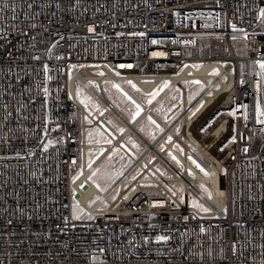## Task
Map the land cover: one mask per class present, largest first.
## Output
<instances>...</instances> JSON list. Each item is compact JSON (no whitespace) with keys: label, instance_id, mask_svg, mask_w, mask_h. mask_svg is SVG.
Masks as SVG:
<instances>
[{"label":"built area","instance_id":"built-area-1","mask_svg":"<svg viewBox=\"0 0 264 264\" xmlns=\"http://www.w3.org/2000/svg\"><path fill=\"white\" fill-rule=\"evenodd\" d=\"M262 11L264 0H0V264H264ZM117 76L143 93L152 89L134 76L163 85L151 103L135 101L134 120L103 88H119ZM206 89L217 103L193 121ZM172 92L182 106L164 120L156 108ZM210 115L226 122L207 157L193 138ZM148 117L157 129L144 133ZM89 125L111 143H87ZM90 147L102 148L91 167ZM117 153L121 169L100 191L89 176Z\"/></svg>","mask_w":264,"mask_h":264},{"label":"rangeland","instance_id":"rangeland-1","mask_svg":"<svg viewBox=\"0 0 264 264\" xmlns=\"http://www.w3.org/2000/svg\"><path fill=\"white\" fill-rule=\"evenodd\" d=\"M127 85L145 102H148L151 100L162 88L163 85L159 86L155 90L149 93H143L141 91H137V88H133L132 84L126 82ZM115 85L111 81H105L103 83V88L104 90L114 96L117 101L119 102L120 105H117L121 111H124L121 108V105L128 109L131 112V116H129V119H132L133 114L135 112V104H133V101L129 99V97L120 89L117 87H113ZM185 86H195L194 83H191L190 81L184 82ZM153 93H156L154 96L152 95ZM75 95L76 98L81 102L84 101V105H88L93 109H97L100 106V103L93 97V95L86 90L84 87H82L80 84H77L75 87ZM82 103V102H81ZM182 104V98L181 94L179 92H172L170 93L162 102V104L156 108V112L164 119L167 120V117H171L176 112H178L181 108ZM166 108L164 112H161L160 109ZM106 120L110 125H112L118 132H121L120 129H123V126L112 116L106 117ZM152 121V120H151ZM139 129L142 132L146 133H151L153 130L157 129V126L155 123H151L149 121V117L145 118L139 125ZM89 133H91V136H89ZM107 135L98 127L95 125H89L86 128V141L87 143L91 144H104L106 141H108ZM91 140V142H89ZM127 141L134 146L136 149L140 150L142 146L140 143L137 141L134 136H129L127 138ZM102 148L95 147V148H88L87 149V161L90 163L93 161L98 154L101 152ZM120 154H114L110 156L103 164H101L90 176L89 180L100 190L103 191L110 183L111 181L115 178L117 175L118 171L121 169L122 164L118 162ZM190 162L192 165H194L197 169L201 171L200 168L197 167V165L190 159ZM159 169H161V172H163V168L158 166ZM95 173V175H94ZM203 175H205L204 171H201ZM199 187L201 190L208 194L206 188H204L202 185L199 184ZM190 203L192 205H202L203 208H206L200 200H198L193 194H190ZM77 204L76 200L74 199L73 201V214L74 211L79 214V209H82V207L79 205V209H76L75 205ZM199 208V207H197ZM200 210H203L202 208H199ZM83 210V209H82Z\"/></svg>","mask_w":264,"mask_h":264},{"label":"bare ground","instance_id":"bare-ground-1","mask_svg":"<svg viewBox=\"0 0 264 264\" xmlns=\"http://www.w3.org/2000/svg\"><path fill=\"white\" fill-rule=\"evenodd\" d=\"M211 65V64H209ZM204 68V67H203ZM208 70H200L199 71V76L205 80V77L206 76H209L210 73L207 72ZM96 76V75H95ZM96 78H98L96 76ZM134 81H136L138 84H140L141 86H143L144 88H146V90H151V92L155 89L157 83L160 81V79L157 77L154 81H143L139 78V76H134ZM118 82V84L120 85V89L132 100V101H137L139 103H145V101L143 99H141L128 85L126 82H129L128 80H125L124 81V77L122 76H117L116 77V80ZM205 82H208V80H206ZM159 93V92H158ZM157 93V94H158ZM205 93V97H204V100L199 104V106H197L196 110H195V115L192 117L193 118V121L194 120H197L199 118H201L202 116H204L208 110H211L213 105H214V102L217 103V97L215 96H209L208 94V89H206L204 91ZM157 94L153 97V99H155V97L157 96ZM100 96L101 98L104 99L103 97V94L100 93ZM162 98V95H159L157 97V99L155 100L156 102H159L160 99ZM205 101V102H204ZM182 106V104H181ZM181 109V108H180ZM188 110H185L184 113H186ZM239 109H236L234 111V113H238ZM214 119V115H210L209 118L207 119L205 125H208L209 124V127L205 130V136L202 140H197L196 137H194V142L195 144L197 145V147L201 150V152H203L207 157H210V151L208 150V148L210 147V145L212 143H215V141L217 140L218 138V135H219V132H220V129L223 127V125L225 124L226 122V119H220L219 117L217 118V120H213ZM186 123H188L190 121L186 119ZM193 121L189 124V126H192V123ZM215 124L214 126H211V124ZM131 127V126H130ZM191 133V132H190ZM192 135V134H191ZM221 161L216 159V163L213 167L211 166H208L209 170L210 171H216V169H218L219 165H220ZM194 170L197 172L198 174V177L204 181H216L215 178L213 177H210V176H206V175H203L200 171H198L197 169L194 168ZM83 178L85 179L86 178V174L83 175ZM193 179V178H191ZM186 184H189L188 181H185ZM90 183L92 184V182L90 181ZM215 191H217L218 189H220L219 185L217 184L216 186V183L212 184L211 185ZM81 189V188H80Z\"/></svg>","mask_w":264,"mask_h":264},{"label":"snow or ice","instance_id":"snow-or-ice-1","mask_svg":"<svg viewBox=\"0 0 264 264\" xmlns=\"http://www.w3.org/2000/svg\"><path fill=\"white\" fill-rule=\"evenodd\" d=\"M261 14L264 15V11H262ZM92 30H93V29H91V28L89 29V31H92ZM0 35H2V30H0ZM141 35H143V34L141 33ZM153 43H156V42L153 41ZM259 66H260L261 69H264V63H260ZM120 67H125V65H120ZM127 67H132V65H127ZM100 74L103 75V73H100ZM214 74H215V73H214ZM128 83L131 84L130 81H129ZM194 83L199 84L200 82H199V81H194ZM113 87H117V88H118L117 85H113ZM132 87L135 88V85H132ZM164 87H167V82H165ZM137 91H139V90L137 89ZM155 94H156V93H153L152 95L154 96ZM129 99H130V98H129ZM81 102L84 103V101H81ZM148 103H151V100H149ZM133 104H135L134 101H133ZM140 112H141V109H140L139 105H135V112H134V114H133L132 119L134 120L136 116L140 115ZM259 114H260V116H264V112H260ZM149 121H150L151 123H155L154 121H151V117H149ZM261 122L264 123V121H261ZM120 131L122 132L123 129H120ZM89 136H91V133H89ZM89 142H91V140H89ZM49 143H51V142H49ZM106 143H111V141L108 140V141H106ZM47 147H48V145H45V147H44V150H45V151L47 150ZM161 150H163V149H161ZM243 151H244L245 153H247V152H248V148H244ZM173 159H175V158L173 157ZM74 162H75V161H73V163H74ZM89 167H91V163H89ZM197 167L199 168L200 166L197 165ZM201 171H203V169H201ZM94 175H95V173H94ZM205 175H207V173H205ZM77 178H78V177H75V178H74V181H75V179H77ZM134 178H135V177H133V179H134ZM74 181H73V182H74ZM81 187H83V185H82ZM194 206H195V207L202 208L203 211H206V212H207V211H210V210L207 209V208H203L202 205H198V204H197V205H194ZM75 207H76V209H79V204L77 203V204L75 205ZM82 214H83V210H82V209H79V214H77V213L74 211V214H73V217H72V218L75 219V220H79V219H81ZM88 218H89V219H92L91 216H89ZM65 222H67V218H65ZM203 230H204V229L201 228V231H203ZM156 239H157V241H167V240L169 239V237H168V236L161 235V236L156 237ZM233 249H235V244H233ZM101 251H103V250H101ZM233 254H235V253H233Z\"/></svg>","mask_w":264,"mask_h":264}]
</instances>
